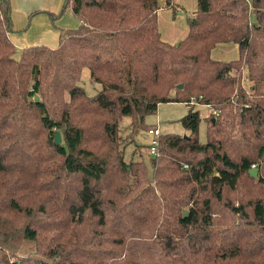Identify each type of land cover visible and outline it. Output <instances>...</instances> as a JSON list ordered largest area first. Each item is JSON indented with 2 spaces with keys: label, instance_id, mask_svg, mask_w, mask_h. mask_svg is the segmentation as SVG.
<instances>
[{
  "label": "trees",
  "instance_id": "trees-1",
  "mask_svg": "<svg viewBox=\"0 0 264 264\" xmlns=\"http://www.w3.org/2000/svg\"><path fill=\"white\" fill-rule=\"evenodd\" d=\"M69 6L79 25L17 56L0 0V264H264V0H198L177 43L159 0H64L59 14ZM221 42L238 57L214 58ZM171 101L189 104V132L127 160L125 141ZM196 103L218 112L205 142Z\"/></svg>",
  "mask_w": 264,
  "mask_h": 264
},
{
  "label": "crops",
  "instance_id": "crops-1",
  "mask_svg": "<svg viewBox=\"0 0 264 264\" xmlns=\"http://www.w3.org/2000/svg\"><path fill=\"white\" fill-rule=\"evenodd\" d=\"M159 2L162 4V6L158 9V21L161 37L167 42L177 43L187 34L189 27L188 19L193 16L197 10L198 0H175V6L173 7L163 6L164 0H159ZM63 3L64 0H11L13 21L15 22L14 25L16 29L25 27L23 21H26L27 15L30 20V22H28L30 23V26L27 30H25V35L23 37L20 35L21 33H16L17 31L10 33V37L15 45L17 47H25L33 43L42 42L44 44H48L49 46L52 45L51 47L57 46L59 44L61 33L59 27L62 28V24H58L57 22V24H55L58 27L53 26L52 21H55V19L51 17L50 11L57 12L63 7ZM68 9L71 12L70 7H67L66 10ZM14 10L23 14L19 15L15 13ZM66 10L62 14V18L66 15ZM62 18H60V20H56L62 21ZM80 22L79 18L78 21L76 19H72L71 24L77 26ZM63 23H65V21H63ZM63 26L65 25L63 24ZM237 48L239 54V47L237 43L221 42L218 43L212 50V56L214 58L222 57L218 54L219 49H223L224 51H228L229 49V51L235 52ZM186 104L188 110L189 104ZM207 107L210 106L207 105ZM210 109L212 108L210 107ZM154 125L160 129L161 133H164L159 123Z\"/></svg>",
  "mask_w": 264,
  "mask_h": 264
},
{
  "label": "rangeland",
  "instance_id": "rangeland-1",
  "mask_svg": "<svg viewBox=\"0 0 264 264\" xmlns=\"http://www.w3.org/2000/svg\"><path fill=\"white\" fill-rule=\"evenodd\" d=\"M69 7L71 9V12L69 9L66 10V15L63 18L61 17L63 13L59 14L62 8L59 9L57 12L50 11L52 18L54 17V15L55 17H57L56 19L60 20V18H62V21H57L56 19L55 21H52L53 26H57L56 25L57 22L58 24H62V28L59 27L60 31L63 30L64 28L75 27L76 25L71 24L72 19H76L78 21V18H76L77 16L73 13L71 6ZM12 12L13 10L11 9V14ZM14 12L19 15L23 14V13L17 12L16 10H14ZM12 18H13V15H12ZM252 19L253 20L256 19L254 14L252 15ZM63 21H65V23H63ZM28 22H30V20L27 15L26 21H23V24L25 27L18 28V29H16L15 27V30L13 32L17 31L16 33H21L20 35L23 37L25 35V30H27L28 27L30 26V23ZM63 24L65 26H63ZM188 25H189V19H188ZM33 44H44V43L37 42ZM22 48L23 47H17V53H16L17 56L20 55ZM218 51H219L218 54H220L222 57H219L217 59L230 60V59L236 58L238 55V48L235 52L229 51V49L228 51H224L223 49H219ZM79 83L85 88V90L87 91L89 95H94L101 89L100 83H95L92 81L91 71L88 66H85L83 68L81 80ZM244 84L246 87L249 88L250 79L247 77V75L246 77H244ZM196 108L199 109L201 117H202V120L199 126V138L202 142H205L207 139L206 137L207 118L212 113V109H210V107H207L206 104H200V103H196ZM187 111H188L187 104L185 102H181V101L162 102L159 104L158 109L155 113H151L146 116V122L148 124H153V125L159 123L164 133L176 132V133L185 135L186 133L189 132V130L183 125L180 118L184 114H186ZM130 121L131 119L129 117H125L123 121H121L120 130H121V134L123 135V137H126V136L128 137V135L130 134V129H131L129 127ZM153 138H154V134L151 133L148 129H140L138 134L135 136V141H129V142L125 141L126 159L127 160H131V159L139 160V159L144 158L145 160H149L150 157L153 155L151 152V144H152Z\"/></svg>",
  "mask_w": 264,
  "mask_h": 264
},
{
  "label": "built area",
  "instance_id": "built-area-1",
  "mask_svg": "<svg viewBox=\"0 0 264 264\" xmlns=\"http://www.w3.org/2000/svg\"><path fill=\"white\" fill-rule=\"evenodd\" d=\"M194 101H196L195 97L192 98V102H194ZM212 110H213V108H212ZM213 112H216V114H218V112L215 111V110H213ZM149 131L154 134V138H153V141H152V144H151V152H152V154H156L157 153L158 137L161 134V131H160V129L158 127L153 128V129H151Z\"/></svg>",
  "mask_w": 264,
  "mask_h": 264
},
{
  "label": "water",
  "instance_id": "water-1",
  "mask_svg": "<svg viewBox=\"0 0 264 264\" xmlns=\"http://www.w3.org/2000/svg\"><path fill=\"white\" fill-rule=\"evenodd\" d=\"M183 85L182 84H179V87H182ZM56 142L57 143H60L61 142V133L59 131L56 132ZM250 173L253 175V176H257L258 174V168L257 167H252L250 169ZM187 211L185 210L184 211V214H186Z\"/></svg>",
  "mask_w": 264,
  "mask_h": 264
}]
</instances>
